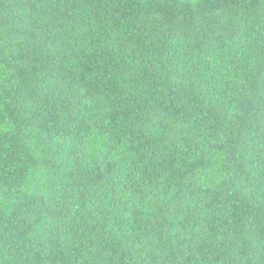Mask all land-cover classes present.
<instances>
[{"label": "trees", "instance_id": "trees-1", "mask_svg": "<svg viewBox=\"0 0 264 264\" xmlns=\"http://www.w3.org/2000/svg\"><path fill=\"white\" fill-rule=\"evenodd\" d=\"M0 264H264V0H0Z\"/></svg>", "mask_w": 264, "mask_h": 264}]
</instances>
